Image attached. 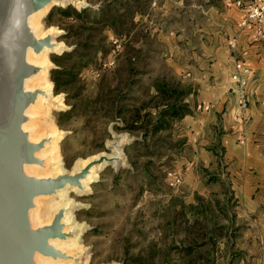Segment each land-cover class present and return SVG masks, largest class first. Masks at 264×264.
I'll return each instance as SVG.
<instances>
[{
  "label": "rangeland",
  "instance_id": "374dc122",
  "mask_svg": "<svg viewBox=\"0 0 264 264\" xmlns=\"http://www.w3.org/2000/svg\"><path fill=\"white\" fill-rule=\"evenodd\" d=\"M78 1L83 5L55 6L51 18L50 11L40 21L43 30L60 29L63 54L87 37L104 39L93 61L79 70V82L69 87L71 99L53 89L64 105L50 110L54 130L66 133L59 143L61 169L75 171L79 162L108 152L113 133L131 140L123 145L127 166L97 172L89 194H69L79 205L75 230H83L88 264H264V217L252 216L237 191L241 184L221 144L225 133L210 120L202 131L193 129L192 118L203 110V86L216 82L220 93L234 98L228 89H234L229 42L237 32V9L225 0H130L134 18H120L110 30L100 12L112 0ZM122 2L119 9L126 8ZM68 7L88 9L85 19H62L58 9ZM55 56L60 55L49 54V62ZM156 81L190 92L185 101L193 97L187 114L192 118L172 121L145 141L143 132L154 123L146 117L136 122L137 110L144 115L159 103ZM170 171L183 177L176 189L168 185Z\"/></svg>",
  "mask_w": 264,
  "mask_h": 264
},
{
  "label": "water",
  "instance_id": "95a60500",
  "mask_svg": "<svg viewBox=\"0 0 264 264\" xmlns=\"http://www.w3.org/2000/svg\"><path fill=\"white\" fill-rule=\"evenodd\" d=\"M55 2L61 0H0V264H37V255L53 260L72 259L52 244L55 240H67L72 234L64 231L67 209L59 208L53 212L49 224L34 227L30 211L35 208V200L45 201L67 188L82 191L83 181L94 168L105 166L118 170L128 164L123 145L131 141L130 137L113 133V140L106 145L108 152L104 151L73 173L66 171L43 177L29 175L25 170L31 165L44 168L45 160L38 154L52 140V136H47L31 141L29 132L24 130V125L32 119L26 111L39 96H46L40 88H25L26 80L41 70L28 64L27 55L30 50L37 55L53 49L61 32L53 27V33L38 38L31 29L30 19L49 6L50 12ZM63 51L54 54L62 55ZM50 62V69L56 68ZM111 151L113 154H109ZM104 169H99L98 174Z\"/></svg>",
  "mask_w": 264,
  "mask_h": 264
},
{
  "label": "crops",
  "instance_id": "0c3cea01",
  "mask_svg": "<svg viewBox=\"0 0 264 264\" xmlns=\"http://www.w3.org/2000/svg\"><path fill=\"white\" fill-rule=\"evenodd\" d=\"M235 8L238 11L235 23L237 32L233 36L239 35V49L248 50L249 64L254 71L246 88L249 97L246 118L243 116L244 112L241 110L239 96L235 90L231 86L228 88L234 94L232 98L224 91L220 93L219 84L212 82L202 87L198 101L203 105V110L200 111L199 116L194 119L191 112L184 117V120L189 121L191 117L195 121L193 128L196 130L195 133L205 129L207 125L204 122L209 120L214 122L217 129L225 133L221 144L225 149L227 163L233 170V175L236 176L234 180L241 184L237 191L244 204L252 208L251 215L253 213L254 216L262 218L264 217V208L261 206L264 201V145L262 142L264 136V38L257 37L254 30L241 28L240 23L244 14L243 11ZM231 55V74L233 75L235 66L232 51ZM191 99L193 97H190ZM190 100H187V103L191 109L194 100ZM254 206L258 208L255 209Z\"/></svg>",
  "mask_w": 264,
  "mask_h": 264
},
{
  "label": "bare ground",
  "instance_id": "6f19581e",
  "mask_svg": "<svg viewBox=\"0 0 264 264\" xmlns=\"http://www.w3.org/2000/svg\"><path fill=\"white\" fill-rule=\"evenodd\" d=\"M72 3L80 5L78 0H61V2H55L54 6H65L66 4ZM50 8L51 7L49 6L41 10L30 19L31 29L38 38H42L46 36V34L53 33L55 31V29L52 28L46 30L40 28L41 18L49 12ZM64 49L65 45L63 43L56 42L55 47L51 50L45 49L42 53L37 55L30 50L27 55L28 64L37 65L41 68V70L32 78L26 80L25 88L27 90L40 88L46 92V96H39L36 103L30 106L26 111L27 115L32 119L24 125V130L29 132L30 140L34 142H37L44 137L52 136L51 142H49L46 147L38 154L40 158L45 160L44 168L36 165L26 166L25 170L29 175L47 177L56 176L66 172V170L61 169V156L59 153V143L64 137L65 133L59 130H54V123L50 118V110L52 108H62L64 105L62 102L63 99H57L53 95V84L49 78V69L51 64L48 59L49 54L60 53ZM43 114L47 115L48 117L45 118ZM37 117L38 120L40 119V122L36 121ZM104 153L105 152H102L96 156L90 157L85 161L79 162L75 171L84 167L91 159L96 158ZM109 154H113V151H111ZM104 168L105 166H100L92 170L90 176L85 181H83L84 189L82 191L77 190V188H67L65 190L59 191L55 197H45L47 198L45 201H39V199L35 200V208L30 211V220L34 227L49 224L53 217L50 216V212L52 210H55L56 212L59 208L63 207L67 209L63 219L64 231L68 233L72 232L71 236L67 240H55L52 242L56 248L66 252L70 257H72V259L53 260L48 257L37 255L35 258L37 264H88L89 255H85L83 252V245L81 244V234L83 230H75L76 227L79 228L80 226L75 220V210L79 208V205L75 204V202H72V200L69 198V194L70 192H79L82 194L91 193L89 185L94 180L98 179V170ZM75 171H72L71 173Z\"/></svg>",
  "mask_w": 264,
  "mask_h": 264
},
{
  "label": "trees",
  "instance_id": "16d2710c",
  "mask_svg": "<svg viewBox=\"0 0 264 264\" xmlns=\"http://www.w3.org/2000/svg\"><path fill=\"white\" fill-rule=\"evenodd\" d=\"M122 1L123 0H112V2L104 4L101 9L100 14L102 13L106 17L103 23L110 30L115 29V26L119 23L120 18H134V10L130 0H128L126 3ZM121 2L126 6V8L124 6H122L120 9L118 8V5ZM58 10L60 11L62 19L65 21L72 18L74 20L83 21L85 19V14H87L88 11V9H85L81 12H78L72 7ZM53 13L54 12L52 10L49 14V18H51ZM69 33L70 29L67 30V34L64 38L69 39ZM80 33L81 32H77L74 35L79 36ZM103 41L104 39L96 41L95 37H87L86 40L77 42V49L73 52H66L60 56H55L52 58L56 68L51 71V80L54 83V91L56 94L65 92L67 94L68 100L71 99V94L68 91L69 87L76 85L79 82V70L93 61L94 50H101L100 47H103ZM155 89V98L159 103L156 104L154 108H148V112H146L144 115L140 114V111L137 110L138 120H136V122H139L142 117H146L148 118V124L149 122L154 123L152 125V130H146L143 132L145 141L148 136L155 137L160 133L161 130L169 128L170 122L182 119L189 113L190 108L188 103L185 101L186 97L190 94L188 90H180L179 88L165 81H156ZM77 96L78 94H75L74 97ZM67 113L68 112L62 113V116L67 115ZM141 121L143 122V120ZM132 125L135 129H144L145 127V124ZM133 127L130 126L128 128L133 129ZM190 208L192 210L196 209L194 206H191ZM206 264H208V262Z\"/></svg>",
  "mask_w": 264,
  "mask_h": 264
},
{
  "label": "built area",
  "instance_id": "2783aa9c",
  "mask_svg": "<svg viewBox=\"0 0 264 264\" xmlns=\"http://www.w3.org/2000/svg\"><path fill=\"white\" fill-rule=\"evenodd\" d=\"M228 4H233L235 7L243 11V19L240 23L242 29H251L259 38H264V0H225ZM118 40H114L113 44L118 49L120 44ZM240 37L235 35L230 39V48L233 53L235 72L232 75V83L234 90L239 96V102L244 117L249 107V97L246 92L248 80L254 73L249 64L248 50L239 49ZM110 62L109 65H112ZM168 185L172 189H176L183 183L181 174L170 171L167 173Z\"/></svg>",
  "mask_w": 264,
  "mask_h": 264
}]
</instances>
